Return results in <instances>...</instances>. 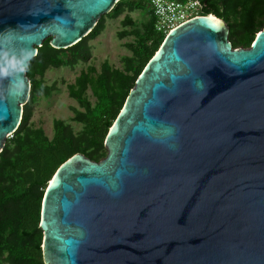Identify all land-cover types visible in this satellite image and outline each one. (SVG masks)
<instances>
[{
  "label": "water",
  "instance_id": "1",
  "mask_svg": "<svg viewBox=\"0 0 264 264\" xmlns=\"http://www.w3.org/2000/svg\"><path fill=\"white\" fill-rule=\"evenodd\" d=\"M117 1L0 0V66L31 53L23 73L0 77V152L37 47L72 46ZM104 148L100 160L74 153L48 181L44 264H264V26L246 48L213 13L170 30Z\"/></svg>",
  "mask_w": 264,
  "mask_h": 264
},
{
  "label": "trees",
  "instance_id": "2",
  "mask_svg": "<svg viewBox=\"0 0 264 264\" xmlns=\"http://www.w3.org/2000/svg\"><path fill=\"white\" fill-rule=\"evenodd\" d=\"M200 15L215 14L229 26L232 47H249L264 26V0H199ZM125 10H141L148 14L145 23H136L125 15L124 24L130 29L121 37L133 36L128 43L131 55L122 57L123 69L103 62L98 72L81 70L68 85L69 96L83 110H75L74 119L83 124L81 133L60 119L53 121L49 138L41 128L28 120L32 102L38 94L48 95L55 84L45 85L41 78L49 67L74 65L91 57L89 40L103 29V17L92 30L70 47L53 48L46 38L37 47L27 66L30 92L23 105L20 123L7 138L0 152V264H44L42 231L39 227L41 203L48 181L67 158L81 152L93 160L105 155L104 140L120 112L130 89L148 60L161 45L166 34L154 29V16L148 0H119L108 12L117 17ZM90 89L94 103L88 99Z\"/></svg>",
  "mask_w": 264,
  "mask_h": 264
},
{
  "label": "rangeland",
  "instance_id": "3",
  "mask_svg": "<svg viewBox=\"0 0 264 264\" xmlns=\"http://www.w3.org/2000/svg\"><path fill=\"white\" fill-rule=\"evenodd\" d=\"M125 15H129L138 26L148 19L147 12L141 10H125L117 17L109 16L108 12L103 14L101 16L103 17V29L95 38L89 40L91 57L88 61L74 65L49 67L42 77L37 76L38 79H42L43 84H55V88L48 95L38 94L32 102H28L31 108L28 122L32 126L41 128L50 138L53 134V121L60 119L75 134L81 133L83 124L76 121L74 116L76 109L83 110V108L74 98L69 96L68 85L74 82L81 70L91 67L94 72H98L101 64L105 61L113 68L123 69L122 57L132 54L128 43L134 40L132 35L123 37L120 35L122 31L131 28V26L123 23ZM87 95L90 102L94 103L95 99L90 89L87 90Z\"/></svg>",
  "mask_w": 264,
  "mask_h": 264
},
{
  "label": "built area",
  "instance_id": "4",
  "mask_svg": "<svg viewBox=\"0 0 264 264\" xmlns=\"http://www.w3.org/2000/svg\"><path fill=\"white\" fill-rule=\"evenodd\" d=\"M154 16V29L167 34L184 21L200 15L199 0H148Z\"/></svg>",
  "mask_w": 264,
  "mask_h": 264
},
{
  "label": "clouds",
  "instance_id": "5",
  "mask_svg": "<svg viewBox=\"0 0 264 264\" xmlns=\"http://www.w3.org/2000/svg\"><path fill=\"white\" fill-rule=\"evenodd\" d=\"M30 56L31 53L22 52L19 57L12 55L9 58L8 54L4 53L2 58L5 64L0 66V77H8L10 75V69L13 72L18 70L20 73H23L26 70V61L30 59ZM18 87H23V81H20Z\"/></svg>",
  "mask_w": 264,
  "mask_h": 264
},
{
  "label": "bare ground",
  "instance_id": "6",
  "mask_svg": "<svg viewBox=\"0 0 264 264\" xmlns=\"http://www.w3.org/2000/svg\"><path fill=\"white\" fill-rule=\"evenodd\" d=\"M211 17L214 19L213 15H211Z\"/></svg>",
  "mask_w": 264,
  "mask_h": 264
}]
</instances>
